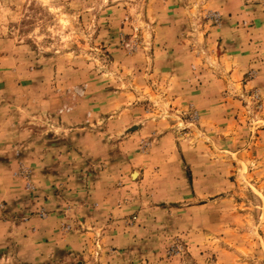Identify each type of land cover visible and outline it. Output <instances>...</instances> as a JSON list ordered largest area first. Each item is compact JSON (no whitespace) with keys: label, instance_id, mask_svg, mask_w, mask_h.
<instances>
[{"label":"rangeland","instance_id":"obj_1","mask_svg":"<svg viewBox=\"0 0 264 264\" xmlns=\"http://www.w3.org/2000/svg\"><path fill=\"white\" fill-rule=\"evenodd\" d=\"M0 264H264V0H0Z\"/></svg>","mask_w":264,"mask_h":264}]
</instances>
